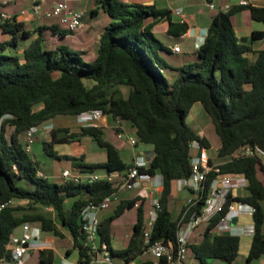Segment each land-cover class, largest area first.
Wrapping results in <instances>:
<instances>
[{"label": "trees", "instance_id": "trees-1", "mask_svg": "<svg viewBox=\"0 0 264 264\" xmlns=\"http://www.w3.org/2000/svg\"><path fill=\"white\" fill-rule=\"evenodd\" d=\"M96 2L110 20L100 33L96 56L90 62L82 60V52L70 51L65 45L45 48L42 31L54 32L52 26L27 31L14 18L0 22L1 31L11 35L9 40L0 41V205L16 201L0 209V259L10 258L6 249L10 234L29 222L56 237H64L65 230L72 248L78 251L77 262L91 264L92 252L84 245L82 211L117 191L118 179L109 180L108 176L130 166L122 160L118 148L104 138L102 125L79 124L78 130L72 132L67 126L56 127L50 131L51 140L43 141L45 153L56 156L53 143L87 136L104 149L105 159L87 163L83 155L74 157L71 171L102 173L106 177L81 183L50 182L47 176L38 175L42 170L21 141L20 135L30 127L59 116L76 119L82 111L97 109L113 120L128 123L137 141L153 151L147 167L139 170L161 177L151 237L166 243L176 240L182 206L174 218L170 210L172 185L191 174L190 142L195 140L209 148L207 139L185 121L193 104L200 103L209 116L220 142L219 158L246 144L264 151V48L253 50L250 44L263 38L264 32L253 31L247 41L235 35L231 22L233 14L247 9L253 20L264 24V6L237 5L218 11L195 51V60L172 66L165 59L170 49L154 35L148 20L168 19L170 27L178 26L175 31L168 30L176 37L186 31L185 23L171 22V12L157 9L154 4ZM33 34L36 36L23 44L19 53V40L30 39ZM58 34L66 33L59 30ZM8 47H14L17 53H5ZM221 170L242 174L247 180L246 194L238 195L235 201L253 209V231L245 260L250 264L264 254V183L258 177V170L264 172V162L238 158L223 163ZM213 177V172L208 174L206 186ZM200 204L201 201L196 207ZM39 206L51 208L56 217L39 211ZM144 206L145 198L137 194L120 199L110 215L99 219V241L107 245L113 258L128 263L144 253ZM132 208L136 209V219L129 240L125 247L114 249L110 245L112 222ZM222 215L218 213L210 219L201 240L190 239L189 252L195 264H213L209 259L233 264L237 258L241 236L212 232ZM53 259L52 249H39L33 264H51ZM158 262L167 264L162 259Z\"/></svg>", "mask_w": 264, "mask_h": 264}, {"label": "built area", "instance_id": "built-area-1", "mask_svg": "<svg viewBox=\"0 0 264 264\" xmlns=\"http://www.w3.org/2000/svg\"><path fill=\"white\" fill-rule=\"evenodd\" d=\"M129 2L131 0H122ZM251 4L250 0H239V5ZM209 7L214 8L213 3L208 4ZM36 8V6H34ZM226 9L230 5L225 6ZM177 14L182 13L179 8L175 11ZM25 11L19 14L9 16L5 13H0V19L11 20L19 16H23ZM83 12L70 11L68 7V0H57L52 5L51 9L45 12L48 17H56L59 19L61 25H66L67 29L74 31L82 26ZM173 52H179V45L172 46ZM106 117L101 110H86L76 115V121L81 125L97 126L102 118ZM115 126L118 131L116 132L117 138H122L127 131L122 127L121 121L114 120ZM47 127V125H46ZM45 127V128H46ZM37 127H30L26 130L29 137L28 141L24 144L25 150L29 153L31 151L32 134L36 131ZM127 135V134H126ZM128 136V135H127ZM131 145L137 144V137L128 136ZM196 148V153L192 154L190 159L191 174L188 177L178 179L176 181L179 190H188L193 194L192 198H188L182 205V209L177 221L176 240L174 243H166L161 239H152L151 233L153 223L158 209L157 197L153 195L156 193L157 188L153 186L150 190L152 195L151 205L153 209L149 212L146 219L144 229L142 231L143 244L145 246L144 252L150 254L156 259L154 264H159V260H164L167 264H190L188 258L189 242L191 239L192 230L197 228L201 223L205 225L210 219L218 214L223 213L216 227L218 230L225 231L230 227L233 230H240L236 226L238 219L242 213L250 212L252 214V207L248 204L235 201V197L241 195L239 191H244L247 186V180L242 174L238 173H224L221 170V165L233 159L251 157L259 160L264 159V151L258 146L241 145L229 155L223 158L217 156V149L212 157L207 153V149L202 146L198 141L190 142V148ZM149 159L144 156L136 155L129 168L122 173H112L108 179H118V189H131L139 187L144 182H150L154 176L145 172H140L141 167H147ZM213 172L212 178L208 186L205 185L207 176ZM39 176H45L43 172H37ZM60 177L63 180H71L75 183L92 182L106 176L102 173L80 174L74 173L69 169H63ZM147 194L142 193V196ZM118 190L105 196L98 204L87 206L82 211V231L84 233V245L92 252L91 264H118L111 256L107 245L99 241V217L98 213L107 209L115 201H118ZM201 204L198 206V202ZM16 201L11 199L0 205V209L6 205L15 204ZM137 205V204H135ZM49 208V207H48ZM233 218L236 222L232 223ZM22 231L20 234L11 233L9 240L6 244V249L10 253V261L12 264H25L28 258L27 252L30 249V243L39 238L40 229L29 222H24L21 225ZM232 230V231H233ZM247 231L252 234L253 225ZM246 232V231H245ZM233 234H237L232 232ZM120 264H133L132 262Z\"/></svg>", "mask_w": 264, "mask_h": 264}, {"label": "rangeland", "instance_id": "rangeland-1", "mask_svg": "<svg viewBox=\"0 0 264 264\" xmlns=\"http://www.w3.org/2000/svg\"><path fill=\"white\" fill-rule=\"evenodd\" d=\"M39 1L42 2V5L38 10V16L41 17V19L34 20L33 22H27L26 27L30 30H32L40 22H48L49 21L48 18L50 19L56 18V17H45L44 15V12L47 10L49 6L48 3L50 0H39ZM69 3L71 5L70 0H69ZM87 3H88V0H84V6L86 5V9L89 10L90 7H88ZM32 4H33V0H4L2 3H0V13H5L9 16H14L17 12H20L21 9L28 10L32 6ZM101 17H103L104 19L103 22L105 24H107V22L110 20L107 14L102 13ZM82 22H84L87 25V29L91 27L94 30H96L99 27V25L102 24V21L100 18L92 19L89 15V11H87L84 17H82ZM63 26L67 28L65 24ZM80 28L74 31L79 32ZM42 34L45 40L44 45H45V48L47 49H53L55 48V46L65 45L69 48L70 51L75 50L79 54L81 53L82 49L80 48V46L82 45L80 41L78 40V38H75L73 35L69 36L70 37L69 40H63L59 36L53 37L52 30L50 29H44L42 31ZM66 34H68V32ZM10 38H11L10 34L3 33L0 30V41L9 40ZM30 40L31 38L30 39H20L19 40L20 48H22L23 44H27ZM258 46H260L261 48H264V40ZM182 49H183L184 54H181L180 56L165 55L166 61L169 63H175L177 59L176 57H179L180 61H183V58H184L183 56L185 54L187 56V59H186L187 61L195 60L196 56L194 55V53L188 52L189 49L186 44L182 45ZM5 53L14 54V53H17V50L14 47H8ZM80 56L84 62H90L95 58V52L93 50H91L90 52L85 51L84 53H81ZM185 121L189 126L194 128L196 133H198L199 131L204 132L206 139L209 143V148H207V153L210 157H212L215 153V148L219 146L220 142H219L218 136L216 135L213 129L209 116L204 111V109L201 108L200 104H196V106H192L190 108ZM51 122H52V125L48 128L49 132L48 131L46 132L45 127L47 124H50ZM107 122H108V126L105 127V130H104V138L110 141L113 145H115L118 148L119 151H121V155L125 161H129L130 158L128 157V155L130 154V152H132L133 150H138L139 148L143 147L144 144L138 142L136 146H132L129 143L128 136L135 137V133L132 130H128L126 133L128 136L124 134L122 137V140L120 143L124 146L122 148V146L119 144L120 140L116 138V132L114 130L115 121L111 117H108ZM122 123H125V122L122 121ZM60 125L64 127L67 126L69 131L71 132L78 130L80 126L76 123V119L73 116H59L48 123L39 125L36 131L31 136L32 143H31V151L29 152L30 157L38 163L43 174L47 176L50 182H54V183H59L63 180L60 177V174L64 168H67L69 170L72 169L74 157L83 155L84 160L87 163L102 162L105 159L104 149L87 136H80L78 140H72V141L67 140L66 142L61 141V142L53 143V150L55 151L56 156H51V155L46 154L45 151L43 150V141L45 140L50 141L51 140V136H50L51 129L55 126H60ZM112 126L113 128H111ZM20 138L23 143H26L29 137L27 136L26 132H23L20 135ZM196 151H197L196 148L194 147L191 148L192 154L196 153ZM263 162H264V159H263ZM258 177L264 183V172H262L261 170H258ZM172 186H173V189L176 188L177 187L176 182H173ZM138 188L139 187H135V188L133 187L131 189H124L120 191L118 196H121V197L133 196L134 193L138 190ZM239 193L243 195V194H246V191L245 190L239 191ZM157 195H158V192H156L153 196L157 197ZM192 197H193V194L187 190L183 194L182 200H184L185 202L186 199L192 198ZM115 202H113L109 208L100 211L98 213V217H100V215L112 213L114 210L113 206ZM179 205L176 206L172 204V208H171V204H170V210L174 218H176L180 212V209L178 208ZM152 209H153V206L150 205L149 210L151 211ZM38 210L43 213H46L47 215L53 218L56 217L55 212L51 208L39 206ZM135 218H136V209L132 208L130 210H127L123 215L117 217L112 222L111 230H110V238H111V244L115 249L123 248L127 244L129 240V236L132 232V225H133ZM251 225H252L251 213L250 212L242 213L239 217L238 222L236 223V226L242 229V231L239 233V235L241 236L240 250L233 264H245L246 255L248 252L247 250L249 249L250 241H251V233L250 231H247V229ZM204 229H205V224L201 223L197 228L192 230L191 238L194 240H198V241L201 240L203 237ZM15 230L16 232H18L17 234H20L22 231V228L17 227ZM232 230L233 229H230V227H228L226 228L225 231L232 233ZM233 231H236V230H233ZM212 232L213 233L219 232L218 227H215ZM39 233H40V237H39L40 240H43L46 237H50L54 240L57 246L70 245L71 246L70 258L77 259L78 251L77 249L72 248V245H71L72 240L69 234L65 230H63L64 237L62 238L55 237L49 232L40 231ZM53 252H54V260H53V263L51 264H59V259H60L59 254L56 250ZM27 256H28V259L26 260L25 264H33L38 259V251L29 250L27 252ZM188 258L191 262L190 264H195L191 256V253L189 251H188ZM209 261L213 262V264H225L222 260L209 259ZM250 264H259V263L257 260H253Z\"/></svg>", "mask_w": 264, "mask_h": 264}, {"label": "crops", "instance_id": "crops-1", "mask_svg": "<svg viewBox=\"0 0 264 264\" xmlns=\"http://www.w3.org/2000/svg\"><path fill=\"white\" fill-rule=\"evenodd\" d=\"M3 1L4 0H2V1L0 0V3H2ZM55 1H57V0H50L49 1V3H48L49 6L45 12H47L51 9V7ZM70 1H71V5H70L69 0H68V7H69L70 11L83 12L84 13L83 17L87 13V11H89L90 17L92 19L100 18L102 21V24L99 25V27L96 30H94L91 27H89L87 29V25L84 22H82V26L80 28V31L76 32V31H70L69 29H67L66 27L61 25L59 23L58 18H53V19L48 18L49 19L48 22H40L37 26H35L32 30H30L26 27V23L41 19V17L38 16V10L41 7L42 2H40L39 0H33V4L28 10L21 9L20 12L24 10L25 14L23 16H19L17 18V21L22 22L24 24V28L27 31H33L34 29L41 27V26L42 27L52 26L54 29V32H52L53 37L59 36L63 40H69V38H70L69 36L73 35L75 38H78V40L80 41V43L82 45V46H80V48L82 49L81 50L82 53H84L85 51L90 52L91 50H93L95 52V56H96V49H97V44H98L97 37L99 38L103 27L106 25L103 22L104 21L103 17H101L102 13H104V12L102 9L98 8V5L96 4L97 3L96 0H88L87 5H88V7H90L89 10L86 9V5L84 6V0H70ZM250 1H251V5L264 6V0H250ZM131 2H136V3H140V4H154L157 9H167L171 12L170 16H169V19L171 22H173L175 24H180V23L186 24V26H187L186 31L181 36L176 37L172 34H169L168 30L172 29L173 31H175L178 29V26L170 27L168 19L161 18V19H158L155 21H153V19L148 20V22L152 25V32L154 33V35L157 38H159L165 44V46H167L170 49L171 53L167 54V55H173V56H180L181 54H184L183 49H182L183 44L184 45L186 44L188 46V49H189L188 52L189 53L191 52V53H194V55H195L196 49L204 41V38H205V35L207 32V28L210 24L212 17L220 10H222V11L227 10L225 8L226 5H230V6L239 5V0H131ZM209 3H213L215 5V7L214 8L209 7L208 6ZM92 4H94V5H92ZM34 6H36V8H34ZM179 8L182 9V13L177 14L175 11ZM15 12H17V11H15ZM20 12H17L15 15L19 14ZM45 12H44V15H45ZM45 17H48V16L45 15ZM0 22H2V20H0ZM231 22L233 25V30H234L235 35L238 38L244 37L247 39V41H249L253 31H263L264 32V24L261 22L253 20L250 16L249 10H247V9L241 10V11L233 14L231 16ZM0 30H1V28H0ZM59 30H61L62 32H65V33L68 32V34H64L63 36H60L58 34ZM35 36H36V34L32 35L31 39L34 38ZM263 40H264V36L261 39L252 41L250 43L252 49L253 50L261 49V47L258 45L261 44L263 42ZM174 44L179 45V52H173L172 51V46ZM21 50H22V48L19 49V52H21ZM183 57H184L183 61H180V58L176 57L178 60L176 59L175 63H169V62L168 63L172 66H179L185 62H188L186 60L187 59L186 54ZM196 104H200V103H195V104H193V106H196ZM200 106H201V104H200ZM201 108H202V106H201ZM107 121H108V116L102 118L101 121L98 122V125H102L104 127V130H105V127L108 126ZM76 123L79 125V123L77 121H76ZM121 124H122V127L126 131L132 130L134 132V130L132 128H130L128 123H126V122L122 123L121 122ZM51 125H52V122L50 124H47V127L45 128L46 132L47 131L49 132L48 128ZM56 127H63V126L60 125V126H55L53 128H56ZM111 128H113V126ZM192 129L194 130V128H192ZM75 131H77V130H75ZM197 134L200 136H204L206 138L203 131H199ZM116 138H117V136H116ZM117 139L120 140L119 141V144H120L122 138H120V139L117 138ZM120 145L122 146V148L124 147L122 144H120ZM136 145H134V146H136ZM217 148H218V146H217ZM217 148H215V150ZM151 151L152 150H151L150 146L144 144V146L139 148L138 150H133L132 152H130V154L128 155V157L130 158L129 161H125L121 155V151H119V152H120V156L124 162L131 163L133 158L136 155H141V156H144L146 159H148V158L150 159L151 158ZM64 169H67V168H64ZM153 186H155L157 188L156 192L159 193L160 188H161V177L159 174H156L150 182L142 183V185L139 186L138 190L133 195V196H135L137 194L142 195V193H144V192H145V194H147V195L143 196L145 198V206L144 207H145L146 219L148 218V215L150 212L149 208L151 205V198L153 195V194H151L150 190ZM122 190H124V189H118V195H119L120 191H122ZM185 191H187V190H179L177 187L174 188L173 194H172L171 204L176 205V206L180 204L178 206V208L180 209L183 202H184V200H182V199H183V194L185 193ZM133 196H130V197L129 196H126V197L119 196L118 201L120 199H130ZM117 202H115V204L113 206L114 208H115ZM110 214L100 215L99 219H102V218H104ZM134 222H135V220H134ZM19 227H21V226H19ZM237 231H238V233H237ZM241 231H242V229L240 228V230L238 229V230L232 231V232L237 233L239 235V233ZM14 233L17 234L18 232H16V230H15ZM39 237H40V233H39ZM71 245H72V241H71ZM110 245L112 248H114L111 244V238H110ZM44 248H50L53 251L56 250L58 252L59 257H60L59 264H79L77 262V259H71L70 258V256H71V246L70 245H68V246H64V245L57 246L56 243L54 242V240L50 237H46L43 240H40V238H38L35 241L31 242L29 250L38 251L39 249H44ZM68 252H69V254H68ZM114 260L118 264L122 263V261H120L118 259L114 258ZM146 260L153 261L154 263L156 262V259L153 256L144 252V253L136 256L135 259L132 261V263L133 264H140ZM256 260L258 261L259 264H264V254ZM0 264H11V262H7L4 259H0Z\"/></svg>", "mask_w": 264, "mask_h": 264}, {"label": "water", "instance_id": "water-1", "mask_svg": "<svg viewBox=\"0 0 264 264\" xmlns=\"http://www.w3.org/2000/svg\"><path fill=\"white\" fill-rule=\"evenodd\" d=\"M152 155H153V151H151V156ZM235 222H236V218H233L232 223H235ZM4 260L7 261V262H9L10 261V258H5Z\"/></svg>", "mask_w": 264, "mask_h": 264}]
</instances>
